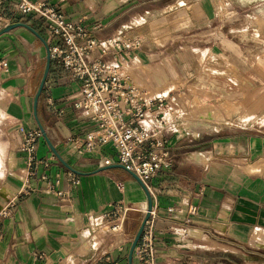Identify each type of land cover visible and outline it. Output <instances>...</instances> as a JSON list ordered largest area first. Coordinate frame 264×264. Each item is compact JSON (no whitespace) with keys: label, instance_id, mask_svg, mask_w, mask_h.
Returning <instances> with one entry per match:
<instances>
[{"label":"crops","instance_id":"1","mask_svg":"<svg viewBox=\"0 0 264 264\" xmlns=\"http://www.w3.org/2000/svg\"><path fill=\"white\" fill-rule=\"evenodd\" d=\"M44 1L67 19L82 18V25L91 36L103 40L124 28L135 37L134 22H144L142 16H164L175 6L187 7L200 0ZM13 3L4 0L5 9H0V17H10ZM169 18L175 20L176 11ZM14 22L22 24L0 33V58L6 60V69H0V209L11 197L17 196L18 201L16 208L0 220V264H140L133 255L129 261L134 239L130 237L132 230L136 233L140 228L149 199L152 205L156 203L159 216L155 230L156 264H181L187 260L190 251L200 248L197 243L182 241L187 236L206 242V248L228 251V246L210 238L235 237L249 231L252 225L264 229V131H227L195 152L187 150L190 145H182L180 134L170 135L174 162L170 169L148 182L154 193L151 195L132 173L117 166L110 147L102 149L112 159L111 165L104 166L99 156L78 155L66 144L69 138L83 139L94 129V124L79 117L72 106L78 98L79 82L49 58L48 72L35 102L48 61L47 29L44 21L33 14H15L9 24ZM98 23L101 26L93 29ZM145 41L142 47L147 46ZM144 52L140 49L138 53L144 56ZM139 55L128 63L132 80L133 69L134 75L141 69V75L151 73L163 81L167 77L169 81L150 95L169 93L176 83L168 77L169 73L144 64ZM161 65L172 67L168 59H163ZM212 70L241 82L229 67ZM155 86L158 83L152 85ZM58 110L63 113L59 115ZM202 113L210 117V113ZM175 120L180 122L176 116ZM203 122L210 124L213 120L200 118L195 123ZM37 128L43 134L36 144V156L49 163L47 172L72 170L80 178L77 187L63 182L62 189L70 192L67 202L40 191L19 194L26 166L24 154L18 148L23 132ZM38 169L45 170L42 165ZM30 181L36 185V178ZM119 202L131 207L121 227L127 228L128 234L94 227L108 205ZM169 207L174 211L169 213ZM87 229L90 238L95 239L85 251L83 234ZM189 257L187 262L191 264L205 263L203 258Z\"/></svg>","mask_w":264,"mask_h":264},{"label":"built area","instance_id":"2","mask_svg":"<svg viewBox=\"0 0 264 264\" xmlns=\"http://www.w3.org/2000/svg\"><path fill=\"white\" fill-rule=\"evenodd\" d=\"M13 1L11 15L8 18L0 17V27L8 25L18 13L41 18L47 29L49 58L79 82L78 98L72 106L79 117L94 124V129L87 132L83 139L69 138L66 144L71 145L78 155L99 156L104 166L111 165L112 159L103 154L102 149L110 147L116 162L135 175L153 195L148 182L159 172L172 167L174 160L170 135L177 133L179 125L174 112H167L166 97H148L124 66V61L145 40L129 36L127 28L99 40L84 28L82 18L67 19L60 10L44 0ZM0 9H5L4 0H0ZM100 26L99 23L95 24L93 29ZM0 69H6L3 58H0ZM62 113V110H58L59 115ZM41 136L39 128L23 132L18 149L24 154L26 178L21 181L19 194L29 195L40 191L50 194L59 202H67L70 192L62 189L63 182L77 187L80 178L72 170H58L52 174L47 172L49 163L36 156V144ZM39 165L45 170L39 171ZM31 178H36L35 186ZM17 201V196L8 200L7 205L0 209V220L16 208ZM130 210L131 207L124 203H112L100 220L93 223L94 227L104 226L111 232H118ZM167 211L171 213L174 209L169 207ZM143 213L148 217L143 219L133 257L140 264H156L155 230L159 219L156 203L151 204L150 210L148 206L143 209ZM38 257L42 258L43 255ZM181 264L191 263L183 261Z\"/></svg>","mask_w":264,"mask_h":264},{"label":"rangeland","instance_id":"3","mask_svg":"<svg viewBox=\"0 0 264 264\" xmlns=\"http://www.w3.org/2000/svg\"><path fill=\"white\" fill-rule=\"evenodd\" d=\"M185 7L175 6L156 18L142 16L141 23L133 21L136 36L144 37L147 46L135 49L124 62L130 63L143 49L145 55H139L142 62L158 72L169 73L168 77L176 82L169 93L162 94L168 103L167 112L175 110L180 119L175 135L180 134L182 145L191 146L187 150L195 152L227 131H264V0H200ZM175 11L176 19L172 20L169 17ZM164 39L165 43L159 45L158 40ZM163 59L170 60L172 67L162 66ZM212 67H229L241 82ZM141 71L135 75L132 72L133 79L139 86L144 84L148 97L169 81L167 77L158 80L151 73L141 75ZM156 83L158 86L152 87ZM202 112L210 113V117ZM200 118H211L213 122L196 125ZM122 234H128L127 228L121 230ZM135 234L132 230L130 238ZM90 235L89 230L83 234L85 251L93 246L95 237ZM191 237L182 241L197 243L200 248L190 251L187 260L190 255L195 260L203 258L204 264H264V229L256 225L235 237H220L223 241L210 238L228 246V251L206 248V242Z\"/></svg>","mask_w":264,"mask_h":264},{"label":"water","instance_id":"4","mask_svg":"<svg viewBox=\"0 0 264 264\" xmlns=\"http://www.w3.org/2000/svg\"><path fill=\"white\" fill-rule=\"evenodd\" d=\"M22 23L21 22H14V23H11V24H8L6 25L5 27H3L1 30H0V33L2 32H6V31H9L10 29L16 27V26H19L21 25ZM48 68H49V55H48V61H47V64H46V68H45V71H44V74H43V78L41 80V83H40V86L38 88V91L36 93V97H35V102L37 101L38 99V95L42 89V86L44 84V81H45V78H46V75H47V72H48ZM41 130V129H40ZM41 133L43 134V130H41ZM54 150V149H53ZM55 152V151H54ZM118 167H122L121 165H117ZM123 168V167H122ZM135 176V175H134ZM136 177V176H135ZM137 178V177H136ZM144 186V185H143ZM151 208V201L149 199V205H148V210H150ZM148 215L145 216V218H147ZM142 226H143V223L141 224L140 228L137 230L135 236H134V239H133V242L131 244V247H130V251H129V261H131V258H132V255H133V251H134V248L139 240V237H140V234H141V231H142Z\"/></svg>","mask_w":264,"mask_h":264},{"label":"bare ground","instance_id":"5","mask_svg":"<svg viewBox=\"0 0 264 264\" xmlns=\"http://www.w3.org/2000/svg\"><path fill=\"white\" fill-rule=\"evenodd\" d=\"M124 66L126 67V68H129V64L127 63V62H124ZM161 97H163V96H161ZM98 220L100 219V218H97ZM92 228V227H91ZM105 228V227H104ZM94 229H97V228H94ZM106 229V228H105ZM88 231V229L86 230V232ZM96 236V235H95Z\"/></svg>","mask_w":264,"mask_h":264}]
</instances>
